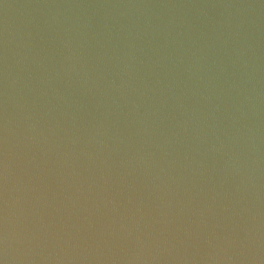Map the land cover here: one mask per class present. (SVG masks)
Returning <instances> with one entry per match:
<instances>
[{"label": "water", "instance_id": "1", "mask_svg": "<svg viewBox=\"0 0 264 264\" xmlns=\"http://www.w3.org/2000/svg\"><path fill=\"white\" fill-rule=\"evenodd\" d=\"M0 264H264V0H0Z\"/></svg>", "mask_w": 264, "mask_h": 264}]
</instances>
